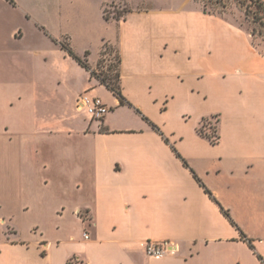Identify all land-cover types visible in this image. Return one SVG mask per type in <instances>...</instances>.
<instances>
[{
  "label": "crops",
  "instance_id": "1",
  "mask_svg": "<svg viewBox=\"0 0 264 264\" xmlns=\"http://www.w3.org/2000/svg\"><path fill=\"white\" fill-rule=\"evenodd\" d=\"M5 1L59 6L53 44L91 69L115 48L130 106L96 94L105 87L71 57L83 80L67 99L38 92L67 82L39 63L0 81V264H263L245 200L264 189V50L250 33L194 0H147L119 19L104 18L116 0ZM84 93L110 108L101 122L76 110ZM216 118L212 144L198 130ZM148 242L176 250L151 257Z\"/></svg>",
  "mask_w": 264,
  "mask_h": 264
},
{
  "label": "rangeland",
  "instance_id": "2",
  "mask_svg": "<svg viewBox=\"0 0 264 264\" xmlns=\"http://www.w3.org/2000/svg\"><path fill=\"white\" fill-rule=\"evenodd\" d=\"M194 1L202 9L216 13L230 23L247 30L253 38L254 44L261 50H264V19H261L257 23L253 22L252 13L255 11V8L249 0H245V5H241L239 0ZM146 2L147 0H116V2L105 7L104 18L110 19L114 17L119 19L128 10V7L136 8ZM58 7L46 2L12 4L9 1L0 0V81L12 82L21 80L27 76L31 65L39 63V70H42L44 68L42 65H44L49 71L53 70L61 73V76L67 80L65 84L55 82L48 87L39 84L38 92L40 94L47 93L54 95L55 99H67L79 91L80 82L83 80L82 75L79 76L80 71L76 74L74 73L72 59L64 50L55 46L50 37V31L60 33L62 26L56 17ZM95 9L96 7L93 5L86 11L92 23H95L99 18L98 11ZM247 10H250L252 13H248ZM35 49L39 51L38 58L32 55ZM115 66V48L107 47L106 49H101L94 68H90V70L94 71L96 75L109 78V82L113 83L112 78L116 74ZM39 76L41 77L42 75L40 74ZM96 94L106 96L107 90L106 88L99 87ZM82 113L91 119L88 113L85 111H82ZM215 122V119L205 122L202 125V130L211 135L212 131L210 127H215ZM256 193V196H247L245 200L248 205L257 207L261 217L260 223L262 222V225L259 224V230H262L263 233L264 189ZM78 217L82 221L86 220L85 217ZM252 226L256 227L258 224ZM78 230V228H73L72 230L67 229L65 232H71L75 235L78 233ZM46 231L51 235H56L61 230L49 229Z\"/></svg>",
  "mask_w": 264,
  "mask_h": 264
},
{
  "label": "trees",
  "instance_id": "3",
  "mask_svg": "<svg viewBox=\"0 0 264 264\" xmlns=\"http://www.w3.org/2000/svg\"><path fill=\"white\" fill-rule=\"evenodd\" d=\"M241 5H245V0H239ZM251 2V4L254 6L255 11H253V13L250 10H247L248 13H252L253 14V22L257 23L259 22L261 19H264V0H249ZM249 7V6H247ZM203 12L208 13V14H215L218 15L216 13L213 12H209L206 11L205 9H202ZM60 48L62 50H64L74 61H76L80 66H82L83 68H85L87 71L90 72L91 77L95 78L102 86H104L109 92L112 93V95L119 101L120 105H127L130 106V104L128 102H126V100L123 98L122 93H121V87H120V71H119V67H120V58L118 53L115 50L116 53V74L114 76V78H112V80L114 81L113 83L109 82L110 79L106 78V77H101L100 75H96V73L92 70H90V67L88 66L86 59H82L80 57H78L69 47V45L65 42H60L59 43ZM108 46L107 44L103 45V49H106ZM86 58V56H85ZM146 121L147 119L145 117H143ZM148 122V121H147ZM216 122H218L217 118H216ZM153 128L157 129L156 126H154L152 123H149ZM212 129V134H207L202 130V127L199 128L198 133L207 138L212 144H215L218 142L219 140V135L217 133V127H211ZM184 164H186V162L184 161ZM206 192L210 195V192L208 190H206ZM223 214L226 217H229L228 213L226 211H224L221 208ZM243 236V234H242ZM249 247L251 249H253L252 244L249 242ZM259 258V260L262 261V258L260 256H257ZM264 264V263H263Z\"/></svg>",
  "mask_w": 264,
  "mask_h": 264
},
{
  "label": "built area",
  "instance_id": "4",
  "mask_svg": "<svg viewBox=\"0 0 264 264\" xmlns=\"http://www.w3.org/2000/svg\"><path fill=\"white\" fill-rule=\"evenodd\" d=\"M75 107L77 111L88 113L91 119L97 122H101L110 111V108L100 97L87 93L80 95L76 99ZM76 214L77 216L85 217L81 210H78ZM84 238L87 239L88 235L84 234ZM175 250L176 246L169 243L148 242L146 245V254L151 257H163L173 254ZM68 264H74V258L70 259Z\"/></svg>",
  "mask_w": 264,
  "mask_h": 264
}]
</instances>
